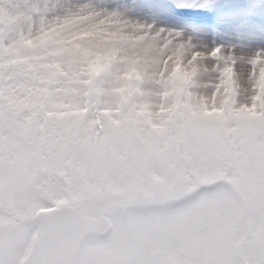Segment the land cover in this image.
I'll return each instance as SVG.
<instances>
[{
  "label": "snow or ice",
  "instance_id": "1",
  "mask_svg": "<svg viewBox=\"0 0 264 264\" xmlns=\"http://www.w3.org/2000/svg\"><path fill=\"white\" fill-rule=\"evenodd\" d=\"M14 7L18 23L36 18L43 23L53 14L48 5L31 0H17ZM210 7L211 0H118L85 5L65 16L64 23H84L85 30H95L124 24L129 11L158 10L166 19L181 20L195 9L203 23L212 24L215 13H203ZM251 7L264 18V0ZM162 31L182 38L185 29L162 26ZM115 34L126 40L119 31ZM23 38V28L10 35L0 32V264H20L25 247L32 250L31 264H64L53 249L59 226L70 213L38 216L36 210L47 203L32 196L31 214H25L20 195L24 176H38L52 164L76 175L85 169L146 167L153 160L189 173L208 161L227 167L237 190L216 185L200 194L195 205L199 218L208 225H230L242 252L233 264H264V48L229 53L217 46L210 58L201 59L200 47L181 39L174 55L183 60L187 54L192 61L183 79L175 76L173 65L159 80L141 68L140 80L128 83L118 67L91 69L86 52L39 48ZM134 47L158 71L161 54L150 45ZM84 75L86 87L71 99L73 107L90 109L87 117L67 121L59 130L30 118L40 110L42 84L61 77L62 83H79ZM101 108L118 115L102 114Z\"/></svg>",
  "mask_w": 264,
  "mask_h": 264
},
{
  "label": "rangeland",
  "instance_id": "2",
  "mask_svg": "<svg viewBox=\"0 0 264 264\" xmlns=\"http://www.w3.org/2000/svg\"><path fill=\"white\" fill-rule=\"evenodd\" d=\"M31 2L41 7L48 5L53 14L43 23L39 18L18 23L14 7L17 0H0V32L10 35L23 28L25 44L50 50L71 47L86 52L92 62L91 69L104 65L118 67L128 83L140 80L141 68H146L159 80L165 69L173 65L175 76L183 79L192 61L187 54L183 60L174 55L181 39L198 45L201 59L210 58L211 49L217 46L229 53L233 49L248 52L264 48V30L261 29L264 18L251 7L256 0H211L212 7L203 9V13H215L212 24L203 23L202 14L195 9L189 10L181 20L166 19L158 15V10H153L147 15L158 17L166 28L185 29L182 38L167 32L163 41L144 27L104 24L95 30H85L84 23L74 27L64 23L65 16L79 13L85 5L99 6L102 2L116 3L118 0ZM123 2L130 4L132 0ZM156 2L164 4L167 0ZM117 31L126 40L117 36ZM137 44L150 45L161 54L155 66L158 71L153 69L145 53L137 54L134 47ZM62 79L41 85L40 104L36 106L40 110L30 117L56 130L67 121L87 117L90 111L73 107L71 99L79 87H86L83 81L88 77L84 75L79 83L73 84L62 83ZM100 112L118 115L104 108ZM216 185L237 190L231 171L215 161L205 162L190 173L167 167L162 160H153L146 167L113 171L85 169L76 175L52 164L41 169L38 176H24L20 195L24 198L25 214H31L30 199L37 196L47 203V208L69 204L91 217L106 214L110 218L111 236L105 242L84 247L76 264H202L206 259H213L217 264H233L242 252L232 228L226 221L214 225L203 223L195 207L200 194ZM28 250L25 247L20 264Z\"/></svg>",
  "mask_w": 264,
  "mask_h": 264
},
{
  "label": "water",
  "instance_id": "3",
  "mask_svg": "<svg viewBox=\"0 0 264 264\" xmlns=\"http://www.w3.org/2000/svg\"><path fill=\"white\" fill-rule=\"evenodd\" d=\"M68 211L70 214L60 224L58 236L53 251L63 259L64 264H70L77 247L83 241H100L105 239L110 232V220L101 215L97 219L86 216L81 211H76L70 206L51 208L36 212L38 216L50 215ZM32 250L24 258L22 264H31Z\"/></svg>",
  "mask_w": 264,
  "mask_h": 264
},
{
  "label": "clouds",
  "instance_id": "4",
  "mask_svg": "<svg viewBox=\"0 0 264 264\" xmlns=\"http://www.w3.org/2000/svg\"><path fill=\"white\" fill-rule=\"evenodd\" d=\"M122 19L126 25L144 27L146 30L151 31L154 36L159 37L160 41H163L167 38V32L162 31V26L164 28H166V26L158 17L129 11L122 17ZM153 24H155L154 27H152ZM71 26L74 27L75 24H72Z\"/></svg>",
  "mask_w": 264,
  "mask_h": 264
},
{
  "label": "flooded vegetation",
  "instance_id": "5",
  "mask_svg": "<svg viewBox=\"0 0 264 264\" xmlns=\"http://www.w3.org/2000/svg\"><path fill=\"white\" fill-rule=\"evenodd\" d=\"M79 254L77 253L76 256L74 257V259L72 260V263L71 264H76L78 262V259H79Z\"/></svg>",
  "mask_w": 264,
  "mask_h": 264
}]
</instances>
